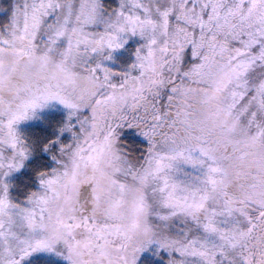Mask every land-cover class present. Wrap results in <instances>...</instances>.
I'll return each mask as SVG.
<instances>
[{"label": "snow or ice", "instance_id": "6c2138e0", "mask_svg": "<svg viewBox=\"0 0 264 264\" xmlns=\"http://www.w3.org/2000/svg\"><path fill=\"white\" fill-rule=\"evenodd\" d=\"M0 264H264V0H0Z\"/></svg>", "mask_w": 264, "mask_h": 264}]
</instances>
